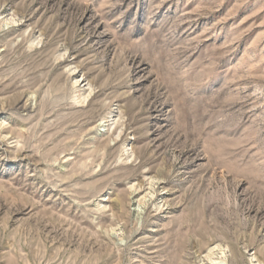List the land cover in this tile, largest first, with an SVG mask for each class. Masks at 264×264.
I'll return each instance as SVG.
<instances>
[{
    "label": "rangeland",
    "instance_id": "1",
    "mask_svg": "<svg viewBox=\"0 0 264 264\" xmlns=\"http://www.w3.org/2000/svg\"><path fill=\"white\" fill-rule=\"evenodd\" d=\"M0 264H264V0H0Z\"/></svg>",
    "mask_w": 264,
    "mask_h": 264
}]
</instances>
